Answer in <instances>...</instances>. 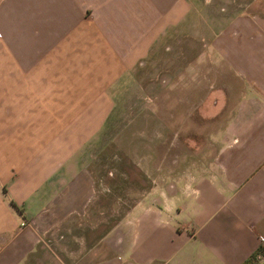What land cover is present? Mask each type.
I'll return each mask as SVG.
<instances>
[{
    "label": "crops",
    "instance_id": "obj_1",
    "mask_svg": "<svg viewBox=\"0 0 264 264\" xmlns=\"http://www.w3.org/2000/svg\"><path fill=\"white\" fill-rule=\"evenodd\" d=\"M190 8L187 0H0V264H26L52 213L84 216L95 197L89 165L116 95L141 78L140 64ZM209 46L243 88L222 144L203 162L162 139L158 153L176 164H162V181L151 177L84 264H242L264 246V14L230 16Z\"/></svg>",
    "mask_w": 264,
    "mask_h": 264
},
{
    "label": "rangeland",
    "instance_id": "obj_2",
    "mask_svg": "<svg viewBox=\"0 0 264 264\" xmlns=\"http://www.w3.org/2000/svg\"><path fill=\"white\" fill-rule=\"evenodd\" d=\"M187 3L191 8L180 27H171L167 38L157 43L155 55L140 64L141 78L128 79L116 95L105 139L97 144L89 165L95 190L90 207L83 217L66 210L42 220L41 245L26 264H84L88 247L142 197L151 177L162 181L156 173L162 164H176L177 157L163 159L158 153L164 148L162 139L169 138L171 150L180 146L195 151L196 158L192 154L190 160L203 162H209L210 153L222 144L243 88L235 73L211 59L210 40L232 15H263L264 0ZM200 53L203 58L197 62ZM179 70H186V76L178 77ZM167 72L169 78L163 79Z\"/></svg>",
    "mask_w": 264,
    "mask_h": 264
},
{
    "label": "trees",
    "instance_id": "obj_3",
    "mask_svg": "<svg viewBox=\"0 0 264 264\" xmlns=\"http://www.w3.org/2000/svg\"><path fill=\"white\" fill-rule=\"evenodd\" d=\"M262 253L264 255V246H260L255 252H253L242 264H257V255Z\"/></svg>",
    "mask_w": 264,
    "mask_h": 264
},
{
    "label": "built area",
    "instance_id": "obj_4",
    "mask_svg": "<svg viewBox=\"0 0 264 264\" xmlns=\"http://www.w3.org/2000/svg\"><path fill=\"white\" fill-rule=\"evenodd\" d=\"M263 240V238H261Z\"/></svg>",
    "mask_w": 264,
    "mask_h": 264
}]
</instances>
